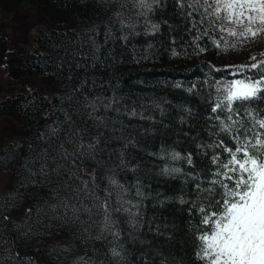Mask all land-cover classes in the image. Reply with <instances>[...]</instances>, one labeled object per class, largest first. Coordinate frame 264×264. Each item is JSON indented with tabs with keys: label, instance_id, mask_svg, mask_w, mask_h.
<instances>
[{
	"label": "trees",
	"instance_id": "16d2710c",
	"mask_svg": "<svg viewBox=\"0 0 264 264\" xmlns=\"http://www.w3.org/2000/svg\"><path fill=\"white\" fill-rule=\"evenodd\" d=\"M26 1L39 7L44 27L14 54L31 85L0 102V119H12L20 133L0 147V175L13 176L9 190L0 193V264H30L29 257L35 264H80L81 257L95 264H195L198 214L191 201L197 195L188 173L201 172L207 161L196 144L209 142L216 88L241 78L231 66L262 58L264 37L228 51L205 37L198 43L207 50L198 52L191 22L176 0H159L150 12L133 0ZM24 5L0 0L3 10ZM7 50L0 36V61ZM257 105L264 108V102ZM133 109L143 118L130 117ZM69 136L95 145L94 153L85 147L76 159L83 178L94 175L101 198L110 191L113 208L129 209L112 213V233L103 238H97L102 213L91 220L81 215L87 221L81 224L71 213L65 217L58 210L53 219L48 211L60 203L57 197L71 195L63 187L67 176L51 172L61 163L60 144L74 150ZM173 152L192 153L195 167L173 160ZM45 153L47 181L40 175ZM114 247L120 257L112 256Z\"/></svg>",
	"mask_w": 264,
	"mask_h": 264
},
{
	"label": "snow or ice",
	"instance_id": "6c2138e0",
	"mask_svg": "<svg viewBox=\"0 0 264 264\" xmlns=\"http://www.w3.org/2000/svg\"><path fill=\"white\" fill-rule=\"evenodd\" d=\"M176 2L191 22V30L195 32L192 42L198 52L207 50L198 43L205 37L211 39L217 48L223 43L225 47L221 51L235 50L238 43L254 42L264 37V0ZM158 3L159 0H133L134 7L147 12ZM152 29L158 31L159 26L153 24ZM260 56L261 59L251 56L249 63L231 66L235 68L233 75L239 74L241 78L226 81L216 88L209 117V142L196 144L198 154L206 157L207 161L201 172L188 173L197 195L196 200L191 201L192 209L198 214L193 232L195 264H264V108L257 105L258 101L264 102V52ZM92 107L95 111L94 105ZM128 115L143 118L135 109ZM51 134L57 135L58 130L52 128ZM75 135L80 136L82 141L79 131ZM67 142L74 144V150L70 152L64 144H60L58 159L61 163L51 172L57 177L62 174L67 176L63 187L69 189L71 195L57 197L60 203L48 211L53 214V219L57 218L58 210H62L65 217L71 213L72 221L81 224L87 223L81 221V215L86 214L91 220L94 214L102 213L103 222L97 238H103L104 233H112V213L128 212L129 209L122 205L113 208L112 192H106V198H101L95 176L84 179L81 167L76 165V159L85 154V147L94 153L95 145L77 144L72 136ZM171 158L184 159L190 167H195L192 153L182 157L180 153L173 152ZM47 159L45 153V163L40 169L45 181L49 176ZM51 159L56 163L57 158ZM180 171L171 169V172ZM109 183L123 188L114 179H110ZM136 194L142 196L139 190ZM181 203L189 202L181 199ZM28 211L31 212V209ZM39 211L45 212L44 209ZM3 219L8 217L3 216ZM84 231L88 229L84 228ZM113 235L118 237L119 233ZM111 254L113 257L121 256L115 247L111 249ZM28 260L30 264H35L31 257ZM80 264L95 262L81 257ZM162 264L168 262L162 260Z\"/></svg>",
	"mask_w": 264,
	"mask_h": 264
},
{
	"label": "rangeland",
	"instance_id": "374dc122",
	"mask_svg": "<svg viewBox=\"0 0 264 264\" xmlns=\"http://www.w3.org/2000/svg\"><path fill=\"white\" fill-rule=\"evenodd\" d=\"M24 3L25 5L15 12L0 8V36L5 39L8 45V56L0 61V102L10 96L12 92H24L25 87L28 84L31 85L29 83L32 79L31 76H25L24 80L20 58L14 54H17L19 48H25L33 40L39 29L44 27L41 23L44 17L39 15L38 6L28 4L26 0ZM30 11L32 16L28 18L29 14L27 13ZM16 13L20 14L17 15ZM31 88L29 89L31 90ZM16 135L19 137L20 133L15 122L9 118L0 119V147L15 138ZM12 182V174L2 173L0 175V193L7 192Z\"/></svg>",
	"mask_w": 264,
	"mask_h": 264
},
{
	"label": "water",
	"instance_id": "95a60500",
	"mask_svg": "<svg viewBox=\"0 0 264 264\" xmlns=\"http://www.w3.org/2000/svg\"><path fill=\"white\" fill-rule=\"evenodd\" d=\"M45 115L47 116V114L45 113Z\"/></svg>",
	"mask_w": 264,
	"mask_h": 264
}]
</instances>
